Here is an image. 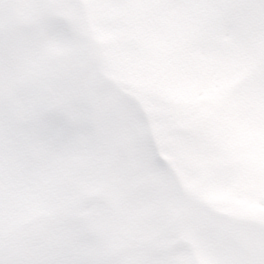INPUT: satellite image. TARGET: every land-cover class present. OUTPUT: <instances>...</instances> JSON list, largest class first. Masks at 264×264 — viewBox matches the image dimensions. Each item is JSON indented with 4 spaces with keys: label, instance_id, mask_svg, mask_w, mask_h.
Wrapping results in <instances>:
<instances>
[{
    "label": "snow or ice",
    "instance_id": "1",
    "mask_svg": "<svg viewBox=\"0 0 264 264\" xmlns=\"http://www.w3.org/2000/svg\"><path fill=\"white\" fill-rule=\"evenodd\" d=\"M162 13H176L190 26L188 44L203 54L226 53L248 65L250 79L264 81V0H147ZM130 0H0V51L24 24L39 38L76 41L85 37L100 9H119ZM113 27L115 18H102ZM162 108H168L160 101ZM52 129L68 128L58 113ZM163 125L174 144L197 148L198 130L182 127L163 112L150 111L113 86L111 98L87 110L77 125L79 149L67 148L54 163L15 183L0 179V264H264V216L228 212L186 188L170 165L154 129ZM123 194L108 198L111 188ZM159 212L160 236L142 255L113 258L99 238L125 203ZM264 206V200L260 201ZM37 209L42 220L25 230ZM22 240L45 245L30 259L13 256Z\"/></svg>",
    "mask_w": 264,
    "mask_h": 264
},
{
    "label": "rangeland",
    "instance_id": "2",
    "mask_svg": "<svg viewBox=\"0 0 264 264\" xmlns=\"http://www.w3.org/2000/svg\"><path fill=\"white\" fill-rule=\"evenodd\" d=\"M145 1L146 0H144V2ZM148 7L149 9H153L156 14L162 13L156 8H153L149 5ZM99 11L101 12L102 9ZM114 12H117V10L110 9L106 13L102 14L109 17V15ZM168 14L169 13H166L165 15ZM172 18L175 19L172 20ZM101 21L102 20L99 21V26H97L98 29L96 30L99 32V34L102 33V39H108L105 41L104 45L106 48H109V55L106 53L104 57V63L108 69L115 70L121 79L122 76H125L130 82H134L139 88L143 90V93L147 95L146 98H148V101H150V111H152L153 108L156 112L165 113V109L162 108L160 101L161 94L166 91H168L166 94H170L178 102H185L189 106L193 105L194 103L203 104L206 102H211L218 104L220 102L222 103V106L218 108L220 104L219 103L216 108H214L213 116L221 118L222 123L219 124L215 122V125L217 126V131L222 132V135L225 134L224 137H228L226 133H228L230 130L228 129L226 131H221L226 129V118L223 116L227 111L234 110L235 115L231 124L234 123L236 129H238L240 126V121L244 119V122L242 123L245 126V129H248V133L249 130H252L254 133L251 145H255L259 138H264V81L258 80L257 83H255L254 93L256 95L253 96V98L251 97L249 100H247V98L250 96L249 91H253L250 88L253 82L246 86V92L245 89L243 90L242 88V90H238L237 87H235L233 90H228L227 87L230 83L236 82L239 84L241 75L248 74V65L243 61L233 58L229 55H227V57H219L217 54H203L197 50H194L187 42L189 32L194 31V29H190V26L186 25L178 14L172 13L168 20H164L165 25H162L159 28L160 30L165 28L172 29L171 33L175 36L173 39H169L170 41L166 43L167 47L164 48V51H168V53L166 55V59H162V62H165V66L163 67L157 63V56L159 53L152 50V48L156 47L157 44L149 43L147 42V39L136 38L133 40V46L131 47L132 51L129 55L132 59L127 61L125 56L128 55L126 48L128 46L127 39L130 37V30L124 29V31L121 30V33H119L121 26L119 27L114 25L113 27H106ZM162 23L163 21L161 24ZM153 30L155 31L157 28L153 27ZM25 31L28 33V38L33 39L31 36L32 33H30L27 29ZM114 39H117V42L119 43L120 39H122V43L117 45L118 49H116L114 46H110ZM21 46L22 44H14V48L12 49L9 57H11V55L15 56L16 53L21 50ZM71 49L72 47L68 45L66 53H63L66 55V57L63 58L62 55L60 56L59 47L58 44H56V47L53 51V55L58 62L56 68L61 69L62 71L63 69L66 70L61 78L58 79L60 82H62V84H60V88L57 90V93L58 91L59 93H55L52 100H47L48 104H50L49 107L55 108L53 113H58L69 120V127L65 130H62V128L52 129L44 121H39V115H34L32 117L36 125H34V127L31 126L33 131V141L30 142V144L33 145V151L38 145L37 150L40 152V159L43 168L52 165L57 154L69 148V146L74 149H79L81 147V137L77 131V125L83 114L90 108L94 107V105L99 100L101 93L105 90L106 85H108L102 80L103 83H101V85L98 83H89L83 89L82 85L79 83L81 78L87 77L89 81L98 80L94 71L91 69L93 68L91 61L88 59H83V61H80V54H75V51H70ZM109 61H111L110 64ZM72 64L75 65V68L79 67L77 69L79 73L72 74L70 76V73H72L70 66ZM141 70H143V73H140ZM131 72L132 74H130ZM231 73H234L233 76H230ZM140 75L142 76L140 77ZM227 77H230L231 79H226ZM254 80L255 79L246 78L242 82V87L243 84L245 85L247 82ZM125 83L129 84L127 82ZM9 90L17 91L16 88H9ZM217 91H219V93H217ZM220 93L223 95L222 101L214 97ZM68 110L73 111V114H70ZM68 115H70V117ZM10 116L16 119V117L12 115ZM230 128H232L231 125ZM57 130H60L62 136L58 134ZM236 131L238 132L239 137H244L243 130L241 131L242 136L239 130ZM160 134L164 137V139L173 141V138L168 135L167 128L161 130ZM230 145H232L231 142ZM164 148H166L165 145ZM201 148H204V146H201ZM198 149V147L195 149L186 148L184 152L174 149V152L178 154V158H180L182 163L186 165L188 169H190V172L188 173L189 180L192 183L194 182L195 184L200 185V183H202L201 177L204 175V179L208 181V188L205 187L203 191L205 192V195L207 194V196L213 201L215 206L221 209L240 212L241 214H249L251 212L256 213V208L261 206L259 201L263 200L264 196L257 198L256 201L248 199L246 196V189H248L249 186L247 188L242 186V184L237 186L239 181L243 180V175H239L238 177L232 179L227 177L226 180H222L220 177L217 179L218 185H215L213 182L214 176H210V172L203 171L204 165H199L202 164V162L200 163L198 161L200 158ZM49 154L53 159L49 157ZM189 161H191V163ZM253 163L255 164L251 167L249 173L251 172L250 174L255 176L258 175L260 178L259 180L257 178L256 182H253L252 184L262 186L264 184V158L255 157ZM247 168L248 167L242 168L241 173L247 175ZM233 184L236 185V189L233 188ZM231 192H234L237 196L234 197L235 200L232 201L229 200V198H231ZM107 194H109V197L111 196L109 199L113 201H118L123 195L119 188L115 187L111 188ZM132 207L134 208L133 217L135 219V224L137 225L143 224L144 226L148 227L149 221H154L156 224L163 221V219L158 216V213L154 216L155 211L145 209L142 205L133 203ZM119 210L120 212H123V208L120 207ZM40 211L43 210L37 209L34 211L32 215L25 218L24 223H32L29 226L32 228L34 224L40 222L38 217V212ZM143 214L147 221H144ZM44 215V212L39 214V216L42 217H44ZM115 224L116 226L114 225V228H108L106 233L107 241L104 237V240L101 243L102 245H106V243L109 244L113 239L119 240L120 238L127 239L129 237L126 233L127 231L123 228H120L121 225L118 223ZM31 228L26 226L25 230H30ZM154 233L160 235L157 231ZM118 234H120L121 237L118 238ZM35 244L39 245L40 243L33 242L31 240H24V242L21 243L22 246L26 245L28 248L31 245L29 248L31 257L41 254L39 251L36 254V251L33 250V246ZM138 246L141 245H136L132 250L126 248L125 250L129 251L128 254L124 253L122 256H119V258L138 255L135 253L136 250H138ZM121 250L123 251L124 248ZM12 254L14 256L16 252L13 251ZM111 255L114 257L117 255V251L114 249L111 250ZM26 259H30V256L26 257Z\"/></svg>",
    "mask_w": 264,
    "mask_h": 264
},
{
    "label": "clouds",
    "instance_id": "3",
    "mask_svg": "<svg viewBox=\"0 0 264 264\" xmlns=\"http://www.w3.org/2000/svg\"><path fill=\"white\" fill-rule=\"evenodd\" d=\"M112 94H113V86L112 85H106L105 90L101 93L100 98L97 101V103L94 105V107H97L100 104H103L104 102L108 101L111 98ZM69 148H72V147L69 146Z\"/></svg>",
    "mask_w": 264,
    "mask_h": 264
},
{
    "label": "bare ground",
    "instance_id": "4",
    "mask_svg": "<svg viewBox=\"0 0 264 264\" xmlns=\"http://www.w3.org/2000/svg\"><path fill=\"white\" fill-rule=\"evenodd\" d=\"M118 84H121V83H118ZM121 86H122L124 89H126V90H130V92L133 93V91H131L130 87H128V86H126V85H121ZM134 99L140 101V99H139V97H138L137 95L134 96Z\"/></svg>",
    "mask_w": 264,
    "mask_h": 264
}]
</instances>
